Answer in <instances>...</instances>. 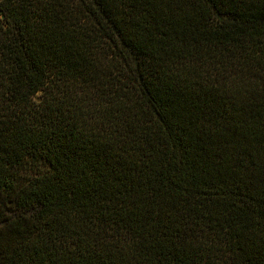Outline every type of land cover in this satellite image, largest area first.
<instances>
[{
	"label": "trees",
	"instance_id": "obj_1",
	"mask_svg": "<svg viewBox=\"0 0 264 264\" xmlns=\"http://www.w3.org/2000/svg\"><path fill=\"white\" fill-rule=\"evenodd\" d=\"M0 264H264V0H0Z\"/></svg>",
	"mask_w": 264,
	"mask_h": 264
}]
</instances>
